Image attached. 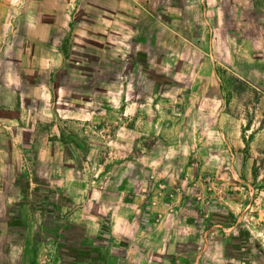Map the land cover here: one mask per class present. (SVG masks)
Wrapping results in <instances>:
<instances>
[{
  "label": "rangeland",
  "instance_id": "rangeland-1",
  "mask_svg": "<svg viewBox=\"0 0 264 264\" xmlns=\"http://www.w3.org/2000/svg\"><path fill=\"white\" fill-rule=\"evenodd\" d=\"M82 4L94 26L102 8ZM121 16L66 38L61 62L42 55L43 28L16 41L27 74L14 113L0 84V264H264V12L217 41L182 21L157 41ZM232 236L248 259L226 256Z\"/></svg>",
  "mask_w": 264,
  "mask_h": 264
},
{
  "label": "crops",
  "instance_id": "crops-1",
  "mask_svg": "<svg viewBox=\"0 0 264 264\" xmlns=\"http://www.w3.org/2000/svg\"><path fill=\"white\" fill-rule=\"evenodd\" d=\"M82 1L84 0H0V24L1 30L5 31L0 35V44L8 45L0 53V84L13 99L12 106L8 107L13 113L21 108L22 79L27 74L22 68V52L16 41L19 37L21 41H28L31 32L45 29L47 33L43 44L46 48L40 49L42 55L47 62H61L62 56L68 58L70 54L71 48L69 53L65 52L66 38H72L73 43L78 39L87 41L88 35L85 32L89 28L104 31L118 29L123 24L121 14L124 7L135 13L133 25L125 27L131 30L145 28L162 31V37H158L157 41H165L164 32L174 31L175 26L171 23L179 21L189 29L206 28L204 40L217 41L221 39L220 31L246 29L249 15H256L254 21L257 18L259 25L255 28L261 29L262 18L259 15L264 12V0H89L94 6L102 8L93 12V26L88 18L91 10ZM79 28L81 33L76 36ZM226 37L235 41L241 38L238 34ZM242 39L246 40L247 37ZM5 126L13 127L11 134L22 139L27 138L30 128H23L17 119H13V123L6 122ZM38 168L43 173L45 169V174H48L51 165L41 161Z\"/></svg>",
  "mask_w": 264,
  "mask_h": 264
},
{
  "label": "trees",
  "instance_id": "trees-1",
  "mask_svg": "<svg viewBox=\"0 0 264 264\" xmlns=\"http://www.w3.org/2000/svg\"><path fill=\"white\" fill-rule=\"evenodd\" d=\"M248 246H250V244L248 243L245 236L244 237L232 236L230 248L228 250L229 252L228 255L226 256L232 259H248L247 256V253H249V251H247Z\"/></svg>",
  "mask_w": 264,
  "mask_h": 264
}]
</instances>
